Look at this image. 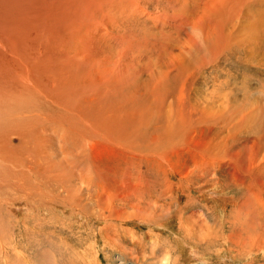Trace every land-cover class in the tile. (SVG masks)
Wrapping results in <instances>:
<instances>
[{
  "label": "rangeland",
  "instance_id": "374dc122",
  "mask_svg": "<svg viewBox=\"0 0 264 264\" xmlns=\"http://www.w3.org/2000/svg\"><path fill=\"white\" fill-rule=\"evenodd\" d=\"M69 1L0 45V264H264V0Z\"/></svg>",
  "mask_w": 264,
  "mask_h": 264
},
{
  "label": "bare ground",
  "instance_id": "6f19581e",
  "mask_svg": "<svg viewBox=\"0 0 264 264\" xmlns=\"http://www.w3.org/2000/svg\"><path fill=\"white\" fill-rule=\"evenodd\" d=\"M47 1L48 0H46V3H45L44 0H0V45H4V47L7 46V44L10 45L11 39L15 41V39L19 37L21 32H24L25 34H27V31H29L28 29L30 28V24H31L30 20L31 19L32 20L37 19V17L35 18V16L38 15L39 12H41L43 14V16L41 18V23H44V21L56 23L55 21L57 19H59L60 24H61V22H63V24L65 22V24H67L65 20H67V18L70 16V13L64 7L65 6L64 0H54V1L52 0L51 3L47 2ZM70 1H69L70 4L73 5L72 9L74 10V8L76 6L77 9L79 10V12L81 11V14H82L85 11L84 9H86V11L88 10V12H90V8L94 7V5L97 4V1H98V5H100V4H105V2L109 1V0H70ZM69 2H65V3H67L66 6H69L68 8L71 7L68 4ZM42 4H46L45 5L46 10H44V11H43V8L41 7V6H44ZM49 8H50V10H49ZM63 8L65 9L64 11L66 12V14L68 11V15H69L67 17L65 16L64 19H62L63 16L61 15ZM72 9L70 8L69 10L73 11ZM65 12H64V14H65ZM56 13H58V14L60 13V15L57 14L58 17H56V15H55ZM74 14L76 15V12H74ZM53 20H55V21L52 22ZM37 22H38V20H37ZM67 22H68V20H67ZM41 25H44V24H41ZM47 27L45 26L44 29L46 30ZM41 29H42V27L40 28V30ZM28 34H29V32H28ZM22 37H23V35H21V43H24L23 42L24 40L28 42V43L25 42V48L24 49L21 48L20 46H17L20 44H16V42H14V41H12V48L9 46L12 50V53H11V50L7 47H6V51L4 50L5 48H0V55L3 53H4V55L7 54V57L3 59L4 66L6 67V68H4V66H3V70L6 71V73L4 72L3 75L7 76L6 79L8 81H10V83H11L10 84L11 89L8 92V96H7L8 99L6 100V103L10 104V108H12L11 105L14 106V104H16V103L23 102L24 99L31 96L30 93H31L32 88L29 87L30 78L28 76V73H27V71H18L17 70L18 67L21 65H26L31 69V66H32L31 60L35 59V58H32V56H33L32 54L36 53L37 56H41V54H38L40 52H32L31 54L28 53V49H29V47L31 48V45L33 47H35L40 43L35 42V41L33 43H31L32 42L31 36L26 38V39H23L24 37L23 38ZM6 38H10V39L6 40ZM19 50H21V51H19ZM42 50H43V48H41V45H40L37 51H42ZM14 55H16L18 58L13 57ZM36 55L34 54V57H36ZM34 76H35V74H34ZM6 79H5V81H6ZM28 100H29V98H28ZM6 103H4V105L7 108L8 104L6 105ZM8 107H9V105H8ZM11 110L6 112V110L4 108V112L6 114L11 113ZM2 114L4 116H6L3 112H2ZM10 117H11V115H10ZM0 119L3 120L5 118H2V116H1ZM8 119L10 120L11 118L8 117ZM5 121H4V123H5ZM11 121L12 120H10V122ZM12 122H11V124H12ZM0 152H4V151L0 150ZM2 156L3 155L0 154V158ZM0 173H1V171H0Z\"/></svg>",
  "mask_w": 264,
  "mask_h": 264
}]
</instances>
